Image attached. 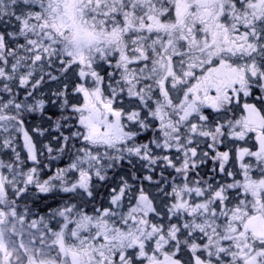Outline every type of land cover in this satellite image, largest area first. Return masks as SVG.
Wrapping results in <instances>:
<instances>
[{
	"label": "snow or ice",
	"instance_id": "6c2138e0",
	"mask_svg": "<svg viewBox=\"0 0 264 264\" xmlns=\"http://www.w3.org/2000/svg\"><path fill=\"white\" fill-rule=\"evenodd\" d=\"M0 264H264V0H0Z\"/></svg>",
	"mask_w": 264,
	"mask_h": 264
}]
</instances>
